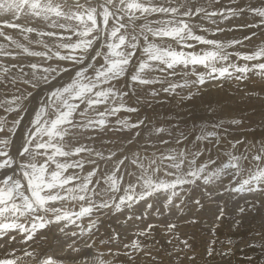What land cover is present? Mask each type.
<instances>
[{
    "label": "snow or ice",
    "instance_id": "snow-or-ice-1",
    "mask_svg": "<svg viewBox=\"0 0 264 264\" xmlns=\"http://www.w3.org/2000/svg\"><path fill=\"white\" fill-rule=\"evenodd\" d=\"M0 38V264H264V0H0ZM227 89L259 112L141 116Z\"/></svg>",
    "mask_w": 264,
    "mask_h": 264
},
{
    "label": "bare ground",
    "instance_id": "bare-ground-1",
    "mask_svg": "<svg viewBox=\"0 0 264 264\" xmlns=\"http://www.w3.org/2000/svg\"><path fill=\"white\" fill-rule=\"evenodd\" d=\"M20 39L19 36L16 37ZM0 42H4L2 38H0ZM207 92V90H205ZM160 100H165V97L162 95ZM213 102L214 105H217L220 110V115L227 117L228 115L236 112V111H246L249 114L252 113L253 108H255L256 112L258 113L260 108L259 104L255 100H247L242 99L241 95L233 92L231 89H227L224 92H216L212 91L210 94L204 95L201 98L194 99L190 103L185 101L179 107L175 106V101L171 103H164L161 106L160 103H153L152 107H148L144 105L141 110V116L150 115L153 116L154 119L161 120V119H168L173 116L174 113L179 112L180 118L187 123L189 129H191L193 123L197 125H203L205 122L208 121L209 113L207 112V102ZM258 119V116H257ZM27 122V121H25ZM175 123V120H173ZM183 127V125H181ZM256 133L259 134L261 131L260 128L257 126L255 129ZM116 139V137H113ZM87 223V220L84 221ZM108 224H116V221L111 217L106 218L105 226L107 227ZM101 233H103V228H101Z\"/></svg>",
    "mask_w": 264,
    "mask_h": 264
},
{
    "label": "rangeland",
    "instance_id": "rangeland-1",
    "mask_svg": "<svg viewBox=\"0 0 264 264\" xmlns=\"http://www.w3.org/2000/svg\"><path fill=\"white\" fill-rule=\"evenodd\" d=\"M109 225H113V224H108V226H109ZM108 226H107V227H108ZM103 231H104V229H103Z\"/></svg>",
    "mask_w": 264,
    "mask_h": 264
}]
</instances>
